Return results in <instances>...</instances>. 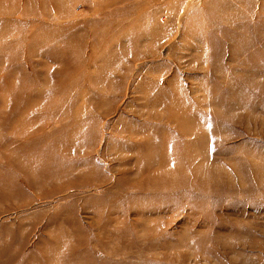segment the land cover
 I'll return each mask as SVG.
<instances>
[{"label":"rangeland","instance_id":"obj_1","mask_svg":"<svg viewBox=\"0 0 264 264\" xmlns=\"http://www.w3.org/2000/svg\"><path fill=\"white\" fill-rule=\"evenodd\" d=\"M0 264H264V0H0Z\"/></svg>","mask_w":264,"mask_h":264}]
</instances>
